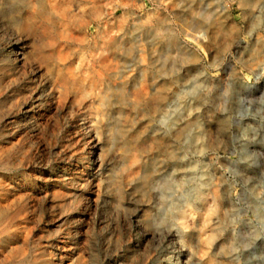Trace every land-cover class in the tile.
I'll return each mask as SVG.
<instances>
[{
  "label": "rangeland",
  "instance_id": "rangeland-1",
  "mask_svg": "<svg viewBox=\"0 0 264 264\" xmlns=\"http://www.w3.org/2000/svg\"><path fill=\"white\" fill-rule=\"evenodd\" d=\"M0 264H264V0H0Z\"/></svg>",
  "mask_w": 264,
  "mask_h": 264
},
{
  "label": "bare ground",
  "instance_id": "bare-ground-1",
  "mask_svg": "<svg viewBox=\"0 0 264 264\" xmlns=\"http://www.w3.org/2000/svg\"><path fill=\"white\" fill-rule=\"evenodd\" d=\"M82 1V0H81ZM24 2V1H23ZM86 4V3H85ZM53 7V6H52ZM51 9V8H50ZM26 10V9H25ZM28 10V9H27ZM94 10V9H93ZM53 11V10H52ZM52 14V13H51ZM35 17L36 18H39L40 20L44 21V22H51L52 21V18L50 17V14L48 13V11L45 9V7L41 6L40 4H38V7H37V10H36V13H35ZM55 18V17H54ZM210 18V13L209 14H206L204 15V19L208 20ZM58 23V22H57ZM47 25V24H46ZM217 25V24H216ZM25 26V25H24ZM104 26V25H103ZM219 28V27H218ZM31 31V30H30ZM54 31V30H53ZM219 31V30H218ZM56 35V34H55ZM219 33L216 32V36H218ZM38 50V49H37ZM13 51V50H12ZM21 51V50H20ZM38 52V51H37ZM38 54V53H37ZM16 58V57H15ZM18 58V57H17ZM26 62V61H25ZM30 62V61H29ZM27 63V62H26ZM32 63V61H31ZM30 63V64H31ZM39 68V67H38ZM36 72V71H35ZM39 73V72H38ZM167 87V85H163L161 87V90H165ZM95 91V90H94ZM96 93V92H95ZM94 97V96H92ZM100 98V97H99ZM161 99L163 98V96L161 95L160 97ZM90 100V99H89ZM92 100V99H91ZM88 101V100H87ZM88 103V102H87ZM189 124V123H188ZM190 126V125H188ZM183 128V127H182ZM128 129V127H127ZM186 129V128H185ZM183 131V129H182ZM178 132V131H177ZM177 134V133H176ZM183 136V132L179 133L178 134V138H181ZM166 147V146H165ZM169 160L172 161L174 159V157L170 154L169 155ZM167 157V156H166ZM165 157V158H166ZM89 163H92V161H90V158H89ZM219 183V182H218ZM216 240V238H215ZM215 242V241H214ZM211 246V245H210ZM225 249V248H224Z\"/></svg>",
  "mask_w": 264,
  "mask_h": 264
}]
</instances>
